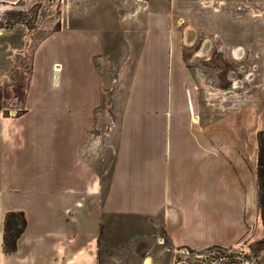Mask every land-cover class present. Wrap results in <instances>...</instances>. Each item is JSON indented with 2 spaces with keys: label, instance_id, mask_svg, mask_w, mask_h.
Wrapping results in <instances>:
<instances>
[{
  "label": "rangeland",
  "instance_id": "1",
  "mask_svg": "<svg viewBox=\"0 0 264 264\" xmlns=\"http://www.w3.org/2000/svg\"><path fill=\"white\" fill-rule=\"evenodd\" d=\"M177 50L197 86L199 116L215 134L241 111L252 136L264 127V0L0 2V109L21 115L29 105L32 115L52 118L37 128H51L54 151H96L106 187L130 122L149 123L157 151ZM258 186L254 226L234 246L194 250L175 246L161 228L118 227L107 236L103 264L113 261L109 243L118 247L117 264H264L259 177Z\"/></svg>",
  "mask_w": 264,
  "mask_h": 264
},
{
  "label": "crops",
  "instance_id": "2",
  "mask_svg": "<svg viewBox=\"0 0 264 264\" xmlns=\"http://www.w3.org/2000/svg\"><path fill=\"white\" fill-rule=\"evenodd\" d=\"M175 52L168 98L159 107L157 151L150 150L149 123L130 122L106 187L93 163L96 151H54L51 128H37L52 118L32 115L29 105L21 115L0 109V264H103L107 236L118 227L161 228L175 246L202 250L234 246L254 226L257 133L264 127L252 136L241 111L215 134L199 116L183 53ZM13 212H23L27 225L16 249L7 251L5 220ZM109 248L117 264L118 247Z\"/></svg>",
  "mask_w": 264,
  "mask_h": 264
},
{
  "label": "trees",
  "instance_id": "3",
  "mask_svg": "<svg viewBox=\"0 0 264 264\" xmlns=\"http://www.w3.org/2000/svg\"><path fill=\"white\" fill-rule=\"evenodd\" d=\"M259 141V161H258V177L261 187V203L263 207L264 218V130L258 133ZM16 215L22 216L21 223L11 222V218ZM27 225V220L23 212L9 213L5 220V248L7 251H14L17 247V240L23 233Z\"/></svg>",
  "mask_w": 264,
  "mask_h": 264
},
{
  "label": "bare ground",
  "instance_id": "4",
  "mask_svg": "<svg viewBox=\"0 0 264 264\" xmlns=\"http://www.w3.org/2000/svg\"><path fill=\"white\" fill-rule=\"evenodd\" d=\"M189 32H191V33H192V31H191V30H190ZM191 37H192V36H191L190 34L188 35V33H187V39H189V40H190V39H192ZM202 53H203V52H200V54H201V55H202Z\"/></svg>",
  "mask_w": 264,
  "mask_h": 264
}]
</instances>
